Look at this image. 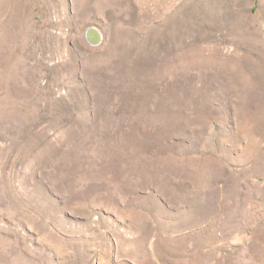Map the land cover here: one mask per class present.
<instances>
[{
	"label": "rangeland",
	"instance_id": "rangeland-1",
	"mask_svg": "<svg viewBox=\"0 0 264 264\" xmlns=\"http://www.w3.org/2000/svg\"><path fill=\"white\" fill-rule=\"evenodd\" d=\"M0 264H264V0H0Z\"/></svg>",
	"mask_w": 264,
	"mask_h": 264
},
{
	"label": "water",
	"instance_id": "water-1",
	"mask_svg": "<svg viewBox=\"0 0 264 264\" xmlns=\"http://www.w3.org/2000/svg\"><path fill=\"white\" fill-rule=\"evenodd\" d=\"M86 39L90 44H98L102 39L101 32L96 27L90 26L86 30Z\"/></svg>",
	"mask_w": 264,
	"mask_h": 264
},
{
	"label": "bare ground",
	"instance_id": "bare-ground-1",
	"mask_svg": "<svg viewBox=\"0 0 264 264\" xmlns=\"http://www.w3.org/2000/svg\"><path fill=\"white\" fill-rule=\"evenodd\" d=\"M229 211V210H228Z\"/></svg>",
	"mask_w": 264,
	"mask_h": 264
}]
</instances>
